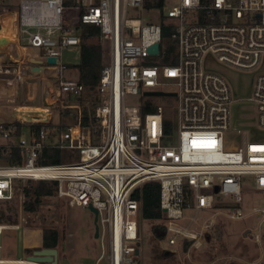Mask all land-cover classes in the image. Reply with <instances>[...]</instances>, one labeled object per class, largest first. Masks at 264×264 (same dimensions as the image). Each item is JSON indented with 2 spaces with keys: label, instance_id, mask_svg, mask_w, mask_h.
Wrapping results in <instances>:
<instances>
[{
  "label": "built area",
  "instance_id": "obj_1",
  "mask_svg": "<svg viewBox=\"0 0 264 264\" xmlns=\"http://www.w3.org/2000/svg\"><path fill=\"white\" fill-rule=\"evenodd\" d=\"M8 1L0 0V30L3 17L13 18L19 43L37 50L45 61L56 57L61 71L66 69L62 52L81 46L68 23L70 10L78 13V23L100 29L107 48L97 88L102 99L94 108L86 105L88 125L82 123L80 104L76 124L65 130L42 127L37 136L19 134L18 126L48 121L0 118V139L5 140L0 144V201L14 199L17 183L57 182L58 196L70 206H93L99 212L102 252L95 264H141L142 201L137 192L149 182L161 186L160 221L170 246L200 247L223 215L237 221L261 213L264 224V209L248 214L241 207L242 176H254L256 190L264 191V141L236 147L226 139L235 100L228 82L204 65L209 53L237 69L259 65L264 0H19L18 6ZM166 26L177 48L171 63L164 62ZM155 44L159 53L151 54ZM27 68L16 60L0 62V75L24 81ZM164 84L177 88L169 96L175 100L170 108L174 116L162 105L144 115L143 99L157 98L144 94L169 93L161 89ZM52 87L54 104L60 95L80 100L86 91L78 81H62L59 88L47 84ZM130 96L139 97V103L129 105ZM252 100L264 129V75L257 78ZM171 128L172 134L167 132ZM47 147L79 160L40 165ZM9 157L16 163L6 162ZM7 228L19 227L0 224V264L15 262L2 259ZM23 259L14 264H38Z\"/></svg>",
  "mask_w": 264,
  "mask_h": 264
},
{
  "label": "rangeland",
  "instance_id": "obj_2",
  "mask_svg": "<svg viewBox=\"0 0 264 264\" xmlns=\"http://www.w3.org/2000/svg\"><path fill=\"white\" fill-rule=\"evenodd\" d=\"M8 4L19 5V0H10ZM70 28L73 29L79 21L78 13L70 10L67 14ZM137 15H131L135 18ZM5 25L0 33V55L8 52L19 61L23 67H29L31 63L28 58L35 59V52L30 50L24 43H16L18 35L15 21L11 17L4 19ZM155 22L158 23L157 18ZM16 32V34H15ZM5 40V41H4ZM90 44H102L106 50L107 46L99 38L89 40ZM9 45L16 47L9 49ZM11 46V47H12ZM25 47V48H21ZM27 47V48H26ZM176 44L174 53H176ZM163 50L168 48L163 44ZM33 51V52H32ZM23 52V57L16 56V53ZM21 54V53H20ZM23 59V60H22ZM23 64H22V62ZM80 49L64 50L61 62L70 70L72 66L80 64ZM2 62V61H0ZM205 68L222 76L230 85L233 94L234 104L232 109V126L226 134V139L236 147H243L247 142L264 141V129L258 122V107L252 100L257 78L264 75V56L259 65L251 70L237 69L229 66L209 53L204 59ZM67 71L61 78H47L36 76L31 69L27 68L26 76H34V79L20 81L15 75H0V111L2 115L10 114L17 110H45L55 103L54 95H51L46 84L52 81L59 88L60 80L65 79ZM78 76L74 73V79ZM29 83V84H28ZM167 83V81H166ZM33 86L36 88V96H33ZM162 90L175 93L177 88L164 84ZM52 96V98H51ZM94 94L85 93L80 100L59 96V100L50 108L49 127L51 130H65L67 124H76L78 112L76 109H68L67 105L94 102ZM47 97V98H46ZM45 99V101H44ZM97 101L102 99L101 95L96 96ZM156 106H167L171 117L174 116L170 108L174 105L172 97L153 98ZM140 98L130 96L127 98L129 105H137ZM44 102L46 106H44ZM38 107L36 109H33ZM70 114L72 117H64ZM3 118H6L2 116ZM26 121H29L26 119ZM23 133L29 137L28 127L25 126ZM5 140L0 139V144ZM67 153L65 162L78 161L79 157ZM3 164L0 161V165ZM242 209L250 214L254 208L264 209V191L256 190V178L252 175L242 176ZM34 187L30 182H22L15 192L11 202L0 201V224L18 226V229L7 228L2 236V259L4 260H25L19 256L20 244L23 247L24 257L31 255L34 251L43 249V234L45 230L56 229L60 231L64 239L59 247V264H95L101 255L102 247L100 240L95 238L94 215L88 208L70 206L67 200L55 196L53 199L44 202L35 213H27L24 210L25 199L24 188ZM218 199V197H217ZM224 202L232 201L231 198L219 196ZM206 213H201L203 216ZM193 215V214H192ZM10 216H17L18 222L7 220ZM263 214L246 216L242 220L233 221L226 216L218 218L214 229L202 240V245L196 247L188 243L170 246L167 238L157 239L153 234V228L161 225V221H149L140 218L141 228V264H264V224L261 226ZM15 224V223H14ZM246 234V235H245ZM259 236V237H258ZM36 249L28 253L27 249Z\"/></svg>",
  "mask_w": 264,
  "mask_h": 264
},
{
  "label": "trees",
  "instance_id": "obj_3",
  "mask_svg": "<svg viewBox=\"0 0 264 264\" xmlns=\"http://www.w3.org/2000/svg\"><path fill=\"white\" fill-rule=\"evenodd\" d=\"M67 27V26H66ZM73 33L78 35L81 38L80 54L81 61L80 64L74 65L73 67L79 70V79L78 82L85 87V93L94 96V102L92 105L94 107L97 103V88L100 83L102 63L105 53V48L102 44H90L89 40L93 38L100 37V29L97 26L84 25L78 23L73 29ZM165 31V40L164 43L168 48L167 57L165 58V63H171V57L173 56L175 42L171 39L172 29L168 26L164 28ZM145 105L142 106V113L148 114L154 112L155 103L153 98L143 99ZM86 103L82 106V123L84 126L89 124L88 113L86 109ZM91 105V104H90ZM64 117H72L70 114H65ZM50 121L48 123H42L37 125L27 126L29 131L34 132L37 136L38 132L42 127H49ZM74 124H67L66 129L69 126ZM25 126L19 125V134L22 133ZM168 133H174L172 128L167 130ZM15 154V153H14ZM67 152H64L60 149L47 147L39 159L38 163L40 165H58L65 163V157ZM6 162L10 164H15L16 160L12 157L6 159ZM31 185L34 183L35 186L32 188L26 186L24 188V195L28 199H25L24 210L27 213H35L40 208V206L48 201L53 199L55 196L58 197V183L50 181H28ZM21 183H17L19 187ZM137 197L142 201L141 207V218L149 221H159L163 218V213L161 209V186L158 182H149L146 183L143 188L137 192ZM11 202V201H6ZM9 222H13V225H16L18 222L17 216H10L7 218ZM15 223V224H14ZM154 236L159 240H164L166 238V229L162 226H155L153 228ZM64 239L60 231L56 229L45 230L43 234V248H58L62 240ZM33 248H28V253H32Z\"/></svg>",
  "mask_w": 264,
  "mask_h": 264
},
{
  "label": "water",
  "instance_id": "obj_4",
  "mask_svg": "<svg viewBox=\"0 0 264 264\" xmlns=\"http://www.w3.org/2000/svg\"><path fill=\"white\" fill-rule=\"evenodd\" d=\"M151 54L159 53V44H155L149 49ZM44 63H47L50 66H57L58 59L56 57H49L46 61L44 60H33L32 64H35L33 68V72L41 73L44 71V67L42 66ZM147 97H169L173 96L172 93L165 92H147L144 94ZM41 121H48L47 115H42ZM33 121L35 119L25 118V120ZM38 120V119H36ZM219 189H215V193H218ZM92 214L94 215V225H95V238H99L100 235V226H99V212L93 206H89L88 208ZM246 235V234H245ZM19 256L21 259L24 258L23 247L20 244L19 248ZM28 262L38 263V264H59V250L57 248H43L40 250L34 251L31 255L25 257Z\"/></svg>",
  "mask_w": 264,
  "mask_h": 264
},
{
  "label": "crops",
  "instance_id": "obj_5",
  "mask_svg": "<svg viewBox=\"0 0 264 264\" xmlns=\"http://www.w3.org/2000/svg\"><path fill=\"white\" fill-rule=\"evenodd\" d=\"M20 44L19 43V41L17 40L16 41V43H12V44ZM12 45H9V49H12V48H14V47H16V45H13L12 47H11ZM21 48H25V47H21ZM27 48V47H26ZM30 50H33L34 52H35V55H34V57H35V59H33V58H28V60H29V62L31 63V65L29 66V69H31V71L33 72V68L35 67V64H32V61L33 60H44L43 58H42V55L37 51V50H35V49H33V48H31V47H28ZM80 49V48H79ZM21 53V54H20ZM21 55V56H20ZM16 56H20V57H23V52H18V53H16ZM13 60H15V58H14V56H12L10 53H9V51L8 52H4V56L2 55H0V61H2V62H9V63H12V61ZM23 60V59H22ZM45 61V60H44ZM22 62V61H21ZM22 64H23V62H22ZM43 67H44V71L43 72H41V73H38V72H33V73H35L36 74V76L38 77V76H43V77H47V78H61L63 75H64V77H65V72L67 71L68 73H67V76L68 77H66L65 79H67V80H63V78L60 80L61 82L62 81H78V79H79V70L78 69H76V68H74L73 66L71 67V69L69 70L68 69V67L67 66H65L66 67V69L64 70V71H61L59 68H57V67H55V66H50V65H48L47 63H44L43 65H42ZM75 71H77V73H78V76H77V78L76 79H74L73 77H74V73H75ZM26 78L28 79V80H30V79H34V76H25V78H24V81L26 80ZM49 82H51V84H53V86L55 87L56 85L54 84V83H52V81H49ZM29 84V83H28ZM60 85V84H59ZM46 86H47V84H46ZM37 86H33V89H34V91H33V96L35 95L36 96V88ZM57 88V87H56ZM53 91H54V88L52 87V89L50 88V92H51V95H53ZM47 98V97H46ZM51 98H52V96H51ZM55 100V99H54ZM44 101H45V99H44ZM46 102V101H45ZM44 102V106H46V103ZM71 106H74V108H72V107H69V106H66V108H68V109H76L77 110V112H78V114H80V112H81V108L79 107V105L78 104H72ZM36 108H38V107H35V108H33V109H36ZM0 109H2V108H0ZM3 115H2V112L0 111V118H3L2 117ZM5 117V116H4ZM3 119H6V120H11V119H9V118H3ZM49 119V118H48ZM12 121V120H11Z\"/></svg>",
  "mask_w": 264,
  "mask_h": 264
},
{
  "label": "bare ground",
  "instance_id": "obj_6",
  "mask_svg": "<svg viewBox=\"0 0 264 264\" xmlns=\"http://www.w3.org/2000/svg\"><path fill=\"white\" fill-rule=\"evenodd\" d=\"M7 17H10V16H6V17H3V18L5 19ZM3 30L4 29L0 30L1 35L3 34V32H2ZM15 34H16V32H15ZM15 36H16V40H17V34ZM47 112H48L47 109H45V110H37V111L20 109V110H17V111H12L10 114L8 113V114L3 115V116H5L6 118H9L11 120H15V121H18V122H23L25 120V118L39 119L42 115H46ZM11 261L17 262V260H11ZM15 262H13V264ZM19 264H23V262H19Z\"/></svg>",
  "mask_w": 264,
  "mask_h": 264
}]
</instances>
